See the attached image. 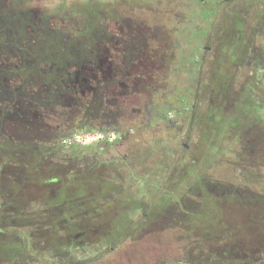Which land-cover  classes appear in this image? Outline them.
I'll list each match as a JSON object with an SVG mask.
<instances>
[{
	"label": "rangeland",
	"instance_id": "obj_1",
	"mask_svg": "<svg viewBox=\"0 0 264 264\" xmlns=\"http://www.w3.org/2000/svg\"><path fill=\"white\" fill-rule=\"evenodd\" d=\"M134 1L145 0H0V73L13 74L12 82L1 79L3 74L0 76V88H7V84L25 86L21 105L30 106L31 116L36 114L41 119V99L56 100L45 93L40 95L44 92L43 83L62 88L65 82V73L58 77V67L62 73L65 66L56 61L58 55H67L68 49H82L84 41L78 35L85 34L97 41L109 12L116 13L120 3L127 5ZM189 1L190 7L186 5ZM254 1L257 20L264 17L259 3L263 0ZM160 3L161 12L168 14L169 21L155 17L161 23H168L166 34L170 39L178 36L184 41L186 38L180 31L174 33L180 23L173 13L184 12L186 18L194 13L196 20L200 19L199 0ZM246 13L243 5L242 16L250 17ZM62 20L72 26H61ZM226 27L223 37L233 36ZM68 33L70 41L66 42L64 37ZM224 38L218 43L220 62L214 70L205 73H198V65H194L192 72L185 71L187 61L181 58L183 53L173 54L166 44L162 45L164 59L141 57L143 64L136 62L126 82L132 85L134 80H139L138 91L128 93L121 100L117 138L107 146L110 151H105L108 157L114 155L113 170L106 178V188L97 192L96 187L98 194H93V198L83 199L85 195L72 200L79 192L63 185V181L70 180L62 172L59 175L41 170L38 176L27 170L29 178L36 179L25 186V199L29 200L17 202V199L14 207L10 205L8 209H24L29 217L17 213L14 233L10 230L0 233V257H12L10 246L15 248L14 261L2 263L60 264L61 260L75 257L81 259L80 264H221L222 261L264 264L263 235L261 240L253 242L251 233L240 234L242 238L238 241L228 233L211 232L238 221L242 211L236 199L229 197L233 193L228 192L227 197L235 201L218 203L208 191L212 188L215 192L219 187L200 184L202 179L235 180L236 165L239 180L252 183L264 179V88L251 86L247 65H241L239 70L233 68L237 67L241 45L237 38L232 37L230 42ZM257 44V50L264 51V42ZM206 45L210 47L207 56H212L217 42L212 40ZM203 54L202 49L196 48L192 55L200 58ZM160 62L164 64L158 67ZM52 76L57 77L55 81ZM259 77L264 81L263 75ZM201 81L210 82L214 88L200 84ZM246 83L249 84L243 87ZM48 109L47 112L42 109L51 114L46 120L48 124L32 119L31 126L16 125L17 132L41 138L44 132L50 133L51 141L60 144L63 133L57 124L63 117L59 111L65 112L64 107L56 111ZM159 114H171L177 122L169 126L166 120L161 121ZM247 129L248 135L255 137L250 139V144L243 140ZM248 145L257 150L250 152ZM7 162L9 154L1 149L0 167ZM4 173L0 175V191L15 190L22 197L23 187L18 188ZM54 175H59L57 181L46 185ZM79 179L80 176L77 183L81 182ZM61 187L64 193L57 189L56 198L45 200L48 191L53 193ZM249 221L255 222L251 218ZM130 222L134 223L132 230L118 235L119 227ZM112 244L116 250L109 254ZM227 246L230 252L224 251ZM26 257L29 260L24 261Z\"/></svg>",
	"mask_w": 264,
	"mask_h": 264
},
{
	"label": "flooded vegetation",
	"instance_id": "obj_2",
	"mask_svg": "<svg viewBox=\"0 0 264 264\" xmlns=\"http://www.w3.org/2000/svg\"><path fill=\"white\" fill-rule=\"evenodd\" d=\"M160 2L162 0L127 2V5L120 3V7L115 9L116 13L109 12L108 19L102 23L103 29L97 41L90 40L91 37L85 34L78 35L84 41L81 46L82 49H75V51L68 49L67 55L65 53L61 56L58 55V57L72 56L89 59L78 66L75 63L64 66L62 73L58 67V77L59 74L65 73L64 77L62 76L65 81L62 88H57L54 83L42 82L44 84L42 91L45 94H48L52 99L55 97L57 101L59 100L60 103L68 107L64 109L65 112L59 111L60 115L64 116L65 114V119L63 120L66 122V128H76L83 125V123L92 124L102 131L113 130L117 138L116 125L119 122L121 100L122 98H127L128 93L132 94L138 91L139 80H134L132 85L126 82L130 78L136 62L142 65L143 60L141 57L164 59L166 53L163 52L162 45L166 44L168 49L173 50V54L183 53L181 58L183 57L187 61L185 63V71L192 72L194 65H198L199 69L197 71L199 74L205 73L208 69L214 70V66L220 62L221 56H219L220 47L218 43L224 38L223 33L227 31L224 30L226 26L228 30L230 29L233 36L225 37L224 41L230 42L231 39L233 40L232 37H234L239 39L241 45V53L239 54L238 51L236 57L237 67L233 68L239 70L241 65H247L249 71L246 74L251 75V86L264 88V81L259 77V75L264 76V51L257 50L259 47L257 42H264V17L257 18L256 20L258 8H255L256 3L254 0H199L200 6H198V11H201L202 18L200 17L197 20L194 13L193 17L186 18L184 12H174V19L180 23L179 27L174 29V33L176 30L177 32L180 31L186 38L184 41H180L178 36L173 37V39L167 36L166 29L168 28V23H161L157 19L161 16V18L169 21L167 18L168 14L161 12L163 7L160 6L162 5ZM256 2L258 3V1ZM259 3H261V8L264 10V0L259 1ZM191 4V1H189L186 5L190 7ZM243 5L246 7V14H250V17L242 16ZM137 9L141 12L138 13ZM160 12L162 15H160ZM60 25L72 26V24H66L63 20ZM213 32H217V34L213 36ZM69 34H66L64 37L66 42L70 41L67 40ZM168 39L169 43L167 42ZM212 40L216 41L217 45L215 46V51H211L212 56H207L210 47L206 44L211 43ZM202 43L203 45H201ZM196 48L204 51V54L200 58L192 55ZM163 64L164 62H160L159 66L158 64L157 66L161 67ZM53 70H56V68ZM47 73L49 74L50 71L45 72V74ZM2 74L0 73V76ZM5 74V76L3 74L1 79L12 82L13 74L9 72H5ZM43 76L45 75L43 74L42 78ZM52 77L54 81V77L57 78L56 76ZM155 81L161 83V80L157 79ZM201 83L204 86L209 84V88H214L210 82L201 81ZM247 84L249 83L244 84L243 87L247 86ZM24 88L25 86L21 84L12 86L7 84V88H0V91L3 92L0 95V151L1 149H5L6 153L9 154V162L1 164L0 175H3L4 170L5 172L7 171L4 174L7 175L8 179L18 184V188L23 187V189H20L22 197L15 190L7 193L0 191V233L9 230L14 233L15 229L13 227L18 222L16 221L17 213H24V217H29L26 216L27 211L25 212L24 209L18 211L8 209L10 205L12 208L14 207V202L17 199H19L17 202H27L29 200L25 199V186L30 185L31 182L36 180L35 178H29V176L35 174L41 176V170L65 174L72 168H77V166L83 167L85 165V170L91 167L92 169L98 168L100 165L106 167L108 164H114L115 161L111 158L112 162H104L101 156L93 157L89 161L83 162V164L79 163L81 164L79 165L76 152L64 149L56 140L51 141V137H48L50 133L46 134L44 132L42 138L28 135L24 132L18 133L16 125L20 126L23 124V127L31 126L33 125L31 124L33 122L32 119L36 122L42 121V124L46 125L48 124L46 120L51 116V114L49 115L50 112H42L41 119L36 114L31 116L33 112L31 107L24 104L21 105L20 96H24ZM40 95H44L43 92H40ZM56 100H49L50 102L46 105L49 108L48 110H57L54 104L57 103ZM29 116L31 119L24 121V118H28ZM171 116V114L168 116L159 114L161 121L166 120L169 126H174V122H177V120L172 119ZM190 117L193 118V114ZM81 119L84 122H81ZM59 126L60 124L58 123L57 128ZM60 131L61 133L63 132L62 130ZM244 133H246V136L243 137L245 144H250V139H255V137L248 135V129L244 130ZM183 145L186 146L185 144ZM247 150L253 152L257 149L254 147L250 148L248 145ZM52 157L59 159V161L53 162L50 159ZM27 170H30L31 175L30 173L26 174ZM72 175L74 177V173ZM72 179H70L71 182L73 181ZM207 183L210 184L211 182L207 179L200 181V184L206 185ZM212 185L220 187L218 189H221L220 191L226 193V195L228 192L232 194V190H234L235 192H239L241 196L252 198L253 200H263L264 202V179L254 180L252 183H235L234 185L230 181H223L221 183H212ZM229 197L226 198L230 199ZM8 210H11V212L9 213ZM142 216H145V214L142 213ZM132 224L134 225L133 222H130L126 226L119 227L117 233L125 234L130 232ZM262 228H264V223ZM10 245L12 244L9 243ZM113 246V244L109 246V254L116 250ZM10 248L12 250V257H0V264H7L6 262L2 263L4 261H14L15 248L12 246ZM23 259L24 261L29 260V257ZM107 259L113 260L110 257H107ZM80 260L79 258L70 257L61 260L60 264H80ZM83 261L82 259L81 262ZM144 264L146 263L144 262ZM154 264L157 263L155 262ZM178 264L188 263L179 262Z\"/></svg>",
	"mask_w": 264,
	"mask_h": 264
},
{
	"label": "crops",
	"instance_id": "obj_3",
	"mask_svg": "<svg viewBox=\"0 0 264 264\" xmlns=\"http://www.w3.org/2000/svg\"><path fill=\"white\" fill-rule=\"evenodd\" d=\"M43 94H44V92H43ZM47 99H48L47 97H43L41 99L42 101H41L40 112H43V110L47 112V106L46 105L48 104V102H50ZM56 102L57 103H54V104H55V107L57 108V110L60 107H62V108L64 107V109L68 108L63 103H60L59 100L58 101L56 100ZM42 103H43V106H42ZM46 112H43V113H46ZM63 119H65V114L62 117V119L60 120V122H59L60 128H58V129L63 131L62 132L63 133L62 137L67 135V133L71 132V131H96L98 129L97 127L93 126L92 124H85V123H83V125H81L79 127L69 129V128L65 127L66 126V124H65L66 122ZM80 121L84 122L83 119H81ZM110 144H107V143H94V144L87 145V146H71V147H68V148H69L70 151L73 150L74 152H76L77 157H78V164L79 163L83 164V162H87L90 159H92L93 157H101V156H102L104 162H112L111 158L114 155L112 154V155H110L108 157L106 155V153H105V151H108V152L110 151L109 148L107 147ZM68 148L64 147V149H66V150H68ZM137 162L138 161H136V163ZM79 165H81V164H79ZM111 166H113V163L111 165L108 164V166H106L107 168L106 167H102L100 165V167H98V168L92 169V167H91V168H89L87 170L83 169V171H81V172H78L79 167H81V166H77V168H75V169L72 168L69 172L65 173V175L68 176L67 179L70 180V179L73 178L72 179L73 181L71 182V180L70 181H68V180L66 181L65 180V181H63L65 183L63 185L64 186L73 187L72 191L75 189L76 190L75 193L79 192V194H76L77 196H75L72 200L77 201V200L81 199L85 195L87 197H83V199L93 198V196H92L93 194L94 195L98 194V193H96V190H97V192L100 191V190L101 191L104 190V188H106V185L108 183L106 178L110 176V175L108 176V174L110 172H112V170H113ZM73 169L75 170V173L73 172ZM72 173H74V177H72L73 176ZM59 175H54L53 177H50L49 183H45V184L46 185H51V183L56 182L57 181L56 179H57V177H59ZM61 175H64V174H61ZM235 175H236V177L234 178L235 180H231L230 181L233 185L235 183H243V182L246 183V182H249L248 180L245 181V179L239 180V178H238L239 170H237V165H236ZM79 176H80L79 180H81V182L77 183L76 181H78V177ZM43 181H44V179H43ZM209 181L211 183L210 184L207 183L206 186L217 187L215 185H212V183H215V182L221 183L224 180L223 179L221 180L219 178L218 179L214 178V179H209ZM233 185H232V187H234ZM96 187H98L99 189H96ZM57 189H62V193H64V191H63L64 189L62 187L61 188H56V189L53 190V193L48 191L47 194L49 195V197L46 198L45 200L50 201V200H52V198L53 199L56 198V194L55 193H57L56 192ZM211 189L212 188H210V191H208V193H209L210 197H212L215 201H217L218 203H222L224 201L227 202V203L229 202L228 200H230V199L226 198L227 197L226 193L221 192L220 191L221 189L219 190L217 188L215 190V192H212ZM222 190H224V189H222ZM106 191H107V189L105 191H103V192H106ZM82 192H84V193H82ZM232 193H233V195H235L234 198L236 199V202L238 203V207L242 211V216L238 220L239 222L235 221L234 223L223 225V226L219 227L218 229L212 230L211 232L215 231L217 233L218 232L219 233H226V234L228 233L231 236L237 237L238 241L242 238L241 236L239 237L240 234L248 236V234L251 233L252 235L254 234L253 237H252L253 238V242H255V240H261V236L262 235H263V238H264V228H262V225L264 223V202H263V200H253L252 198L250 199L248 197L241 196L239 194V192H235L234 190H232ZM64 195L67 196V197L69 196V194H67V193H65ZM231 197H233V196H231ZM235 199L231 200V201H235ZM90 200H93V199H90ZM90 200H88V202ZM250 218L254 219L255 222H250L249 221ZM239 223L242 226L241 228H240V224ZM206 232H210V231L207 230ZM242 240H244V239H242ZM227 248H228V246L226 248H224V251L227 250ZM228 252H230V250Z\"/></svg>",
	"mask_w": 264,
	"mask_h": 264
},
{
	"label": "built area",
	"instance_id": "obj_4",
	"mask_svg": "<svg viewBox=\"0 0 264 264\" xmlns=\"http://www.w3.org/2000/svg\"><path fill=\"white\" fill-rule=\"evenodd\" d=\"M116 133L113 130L102 131H73L60 140L62 147L87 146L94 143H113Z\"/></svg>",
	"mask_w": 264,
	"mask_h": 264
},
{
	"label": "trees",
	"instance_id": "obj_5",
	"mask_svg": "<svg viewBox=\"0 0 264 264\" xmlns=\"http://www.w3.org/2000/svg\"><path fill=\"white\" fill-rule=\"evenodd\" d=\"M86 60H89V59H87V58H85V57H57L56 58V61H61V64L62 65H72V64H74L75 63V65H80L81 63H84ZM64 63V64H63ZM98 130V129H97ZM100 130V129H99ZM102 196H104V195H102ZM118 231H119V229H118ZM119 235V234H118ZM117 238H119V236L117 237ZM221 264H232V263H227V261H222V263Z\"/></svg>",
	"mask_w": 264,
	"mask_h": 264
}]
</instances>
